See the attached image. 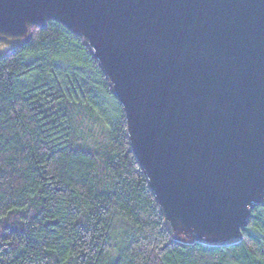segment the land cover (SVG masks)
<instances>
[{
  "label": "water",
  "instance_id": "obj_1",
  "mask_svg": "<svg viewBox=\"0 0 264 264\" xmlns=\"http://www.w3.org/2000/svg\"><path fill=\"white\" fill-rule=\"evenodd\" d=\"M51 21L104 73L172 240L242 242L264 207V0H0V59Z\"/></svg>",
  "mask_w": 264,
  "mask_h": 264
},
{
  "label": "trees",
  "instance_id": "obj_2",
  "mask_svg": "<svg viewBox=\"0 0 264 264\" xmlns=\"http://www.w3.org/2000/svg\"><path fill=\"white\" fill-rule=\"evenodd\" d=\"M33 32L0 59V264H264V207L238 245L172 240L98 63L57 21ZM92 111L109 131L89 148Z\"/></svg>",
  "mask_w": 264,
  "mask_h": 264
},
{
  "label": "rangeland",
  "instance_id": "obj_3",
  "mask_svg": "<svg viewBox=\"0 0 264 264\" xmlns=\"http://www.w3.org/2000/svg\"><path fill=\"white\" fill-rule=\"evenodd\" d=\"M80 84L87 85L90 87L91 81H94V73L92 72L91 67L81 66L80 68ZM79 120L76 119V123H74V129L76 137L80 139L81 145L85 147H93V145L99 141L100 136L104 134V132L109 131V127L106 126L104 122L97 116V114L92 111V113H83L78 117Z\"/></svg>",
  "mask_w": 264,
  "mask_h": 264
}]
</instances>
